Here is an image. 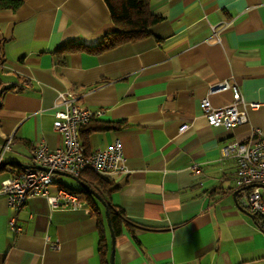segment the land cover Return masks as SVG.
<instances>
[{
	"label": "crops",
	"instance_id": "crops-1",
	"mask_svg": "<svg viewBox=\"0 0 264 264\" xmlns=\"http://www.w3.org/2000/svg\"><path fill=\"white\" fill-rule=\"evenodd\" d=\"M150 9L160 19L147 35L96 54H63L62 46L95 45L117 29L104 0L0 7V163L12 161L0 164V188L36 164L40 143L62 145L53 129L61 92L102 111L93 126L117 123L81 126L79 138L86 152L120 139L128 168L107 177L116 186L108 198L124 214L118 234L96 190L95 214L82 199L78 209L52 208L41 195L15 210L0 193V264H102L101 233L110 264V228L114 264H264L261 217L239 204L236 163L223 153L253 129L264 132V0H150ZM224 79L259 103L231 128L200 118L203 98L214 107L232 102L231 89L211 91ZM54 177L51 193L69 188Z\"/></svg>",
	"mask_w": 264,
	"mask_h": 264
},
{
	"label": "built area",
	"instance_id": "built-area-1",
	"mask_svg": "<svg viewBox=\"0 0 264 264\" xmlns=\"http://www.w3.org/2000/svg\"><path fill=\"white\" fill-rule=\"evenodd\" d=\"M215 89H231L232 102L223 107H214L208 98L200 101L203 122L213 126L234 127L248 120L247 109H256L257 102H246L231 79H224L214 84ZM77 96L72 92H61L57 96L53 129L62 135L63 143L54 149L40 143L33 151L36 164L47 170L24 167L16 176L2 181L0 193H3L8 204L18 210L26 201L37 195L47 198L52 208L78 209L84 202L72 190L59 187L54 193L49 191L53 182V174L65 172L80 176L84 169L106 176L115 177L127 174L120 139H115L105 148L86 152L79 138V128L86 125L91 117L102 115L101 110L91 111L77 105ZM186 124L180 129L186 128ZM7 143L4 149H7ZM224 155H231L236 163L235 181L241 188L238 199L240 205L261 217L260 226L264 232V132L259 128L251 131L248 138L242 141H232L223 146ZM9 225L18 227L11 218Z\"/></svg>",
	"mask_w": 264,
	"mask_h": 264
},
{
	"label": "trees",
	"instance_id": "trees-1",
	"mask_svg": "<svg viewBox=\"0 0 264 264\" xmlns=\"http://www.w3.org/2000/svg\"><path fill=\"white\" fill-rule=\"evenodd\" d=\"M111 16V20L117 29L104 35V40L95 45H85L82 43H72L62 46L58 52L68 53L75 51H86L89 53H99L103 50L119 46L123 43L137 40L149 33L148 27L160 19V16L153 13L150 9V0H104ZM20 4V0H0V7L15 9ZM94 117L84 125V129H111L116 128L117 123L94 121L95 126L91 123ZM83 127L80 128L83 129ZM79 178L89 185L93 190L106 200L109 209L111 224L115 234L120 232L124 224L123 212L115 207L109 200V194L116 188L113 181L106 176L97 174L90 169H84ZM77 193L79 198L84 200L90 208V212L95 214L98 212L97 204L94 196L83 188L72 189ZM108 241L105 235L101 233L99 243V253L102 258V264H109L107 258Z\"/></svg>",
	"mask_w": 264,
	"mask_h": 264
},
{
	"label": "water",
	"instance_id": "water-1",
	"mask_svg": "<svg viewBox=\"0 0 264 264\" xmlns=\"http://www.w3.org/2000/svg\"><path fill=\"white\" fill-rule=\"evenodd\" d=\"M11 162L12 161H8V162L1 161L0 164L1 165L5 164V163L6 164H10ZM30 167L47 170L46 167H44L42 165H39V164H35V165L30 166ZM58 173L72 177L73 179H75L79 183L81 188L89 191L95 198H97L100 201H102L101 197L89 185H87L85 182H83L78 176L71 175V174H68V173H65V172H58ZM105 213H106V217L108 219V225L110 227L109 213H108V209L107 208H106ZM110 232H111V239H112V248H111V253H110V264H114V233H113L111 228H110Z\"/></svg>",
	"mask_w": 264,
	"mask_h": 264
},
{
	"label": "rangeland",
	"instance_id": "rangeland-1",
	"mask_svg": "<svg viewBox=\"0 0 264 264\" xmlns=\"http://www.w3.org/2000/svg\"><path fill=\"white\" fill-rule=\"evenodd\" d=\"M54 175H55V177H54L55 179H56V177H57V178L60 179V181H62L63 184L66 185L67 187L72 188V189H79V188H80L79 183H78L75 179H73L72 177L67 176V175H64V174H57V175H56V173L53 174V176H54Z\"/></svg>",
	"mask_w": 264,
	"mask_h": 264
}]
</instances>
